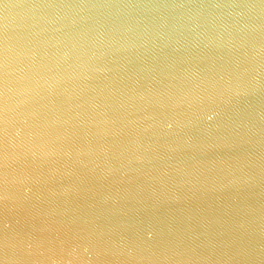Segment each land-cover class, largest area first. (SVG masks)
Segmentation results:
<instances>
[{"label": "water", "instance_id": "95a60500", "mask_svg": "<svg viewBox=\"0 0 264 264\" xmlns=\"http://www.w3.org/2000/svg\"><path fill=\"white\" fill-rule=\"evenodd\" d=\"M0 264H264V0H0Z\"/></svg>", "mask_w": 264, "mask_h": 264}]
</instances>
